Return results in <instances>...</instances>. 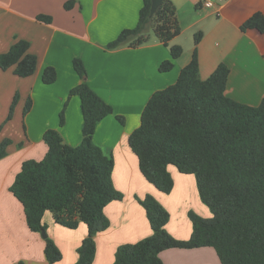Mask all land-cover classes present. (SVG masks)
Wrapping results in <instances>:
<instances>
[{"label":"crops","instance_id":"0c3cea01","mask_svg":"<svg viewBox=\"0 0 264 264\" xmlns=\"http://www.w3.org/2000/svg\"><path fill=\"white\" fill-rule=\"evenodd\" d=\"M69 1L73 5L67 10L64 5ZM169 1L176 9L181 32L168 46L154 35L140 46L123 44L108 50L107 44L122 30L136 26L143 0H0V53L25 40L28 51L37 58L36 70L28 78L15 76L12 69H0V142L11 141L6 156L0 159V264H49L44 255L46 238L61 253L55 264H75L76 250L87 236L85 224L65 228L55 223L48 211L42 218L46 237L31 231L22 204L9 190L24 161H39L45 156L43 134L47 130H56L65 145L80 144L81 102L78 96L69 97L70 90L81 83L73 68L76 58L84 65L89 87L112 108V113L97 124L92 141L113 160V186L123 195L104 208L109 227L94 236L92 264H113L119 246L151 235L139 203L148 195L169 213L165 230L176 240L190 239V212L212 217L199 198L193 175L168 166L173 188L169 194L161 193L140 173L127 140L139 126L152 94L174 84L191 61L197 33L201 35L196 46L200 79H207L219 64H225L229 68L227 97L254 107L264 101V33L241 30L255 13L264 16V0H215L212 9L196 0ZM38 15L50 17V23L37 21ZM172 46H179L182 54L172 60L171 70L160 72L159 66L171 60ZM47 67L56 71V80L49 85L42 82ZM15 96L13 117L6 121ZM28 98L31 109L23 119ZM117 116L123 118V124ZM159 258L162 264H221L211 247L167 249Z\"/></svg>","mask_w":264,"mask_h":264},{"label":"trees","instance_id":"16d2710c","mask_svg":"<svg viewBox=\"0 0 264 264\" xmlns=\"http://www.w3.org/2000/svg\"><path fill=\"white\" fill-rule=\"evenodd\" d=\"M72 5L69 1L64 8L69 10ZM150 7L151 0H143L136 26L122 30L107 49L144 44L149 27L168 46L181 32L176 9L169 0H162L150 17ZM36 20L48 24L51 18L38 15ZM247 29L264 33V16L252 15L241 26V30ZM200 39V33L195 34L191 61L182 68L176 82L149 98L140 124L127 143L138 159L142 176L163 194L173 188L168 166L193 175L199 198L212 217L190 212L191 237L176 240L165 230L169 213L148 195L139 203L151 235L119 246L113 264H162L159 254L164 250L201 247L213 248L221 264H264V101L254 107L227 97L229 68L225 64H219L207 79L201 80L196 51ZM28 50L25 40L13 43L7 52L0 53V69H12L19 78L32 76L37 58ZM170 52L171 60L159 66L160 72L171 70L172 60L182 54V49L172 46ZM73 68L81 79L69 92V97L78 96L81 102L80 144L65 145L56 130H47L43 134L45 156L39 161H24L9 190L22 204L27 226L33 232L45 231L42 218L47 211L53 214L55 223L65 228L85 224L87 236L76 250L75 264H92L94 236L109 227L104 208L123 195L113 186V160L92 141L97 124L112 113V108L87 84L80 59L73 60ZM55 80V69L45 68L42 82L49 85ZM16 102L17 96L6 121L11 120ZM31 104L28 98L23 119ZM116 119L124 123L122 117ZM63 122L62 110L59 123ZM10 144L9 139L0 142V159L6 156ZM44 255L49 264L61 260L59 249L49 238L45 239Z\"/></svg>","mask_w":264,"mask_h":264},{"label":"water","instance_id":"95a60500","mask_svg":"<svg viewBox=\"0 0 264 264\" xmlns=\"http://www.w3.org/2000/svg\"><path fill=\"white\" fill-rule=\"evenodd\" d=\"M162 3V0H151V7H150V17H152L157 10V8ZM42 237H46L45 231L41 232Z\"/></svg>","mask_w":264,"mask_h":264},{"label":"built area","instance_id":"2783aa9c","mask_svg":"<svg viewBox=\"0 0 264 264\" xmlns=\"http://www.w3.org/2000/svg\"><path fill=\"white\" fill-rule=\"evenodd\" d=\"M200 3L203 7L212 9L214 7V2L212 0H196Z\"/></svg>","mask_w":264,"mask_h":264},{"label":"rangeland","instance_id":"374dc122","mask_svg":"<svg viewBox=\"0 0 264 264\" xmlns=\"http://www.w3.org/2000/svg\"><path fill=\"white\" fill-rule=\"evenodd\" d=\"M213 2H215V0H212ZM146 35H147V39L148 38H154V33H153V30H152V28L151 27H149L148 29H147V32H146ZM148 41V40H147ZM12 117H13V115H12ZM12 119V118H11ZM18 123V122H17Z\"/></svg>","mask_w":264,"mask_h":264}]
</instances>
